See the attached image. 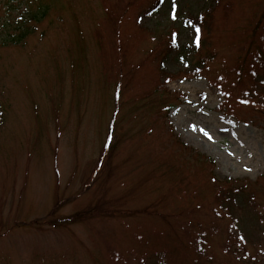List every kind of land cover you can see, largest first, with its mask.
Returning <instances> with one entry per match:
<instances>
[{
    "label": "rangeland",
    "instance_id": "1",
    "mask_svg": "<svg viewBox=\"0 0 264 264\" xmlns=\"http://www.w3.org/2000/svg\"><path fill=\"white\" fill-rule=\"evenodd\" d=\"M49 1L62 8H51L37 32L16 43L8 40L0 52V264L213 263L184 260L178 248L168 252L171 238L189 235L191 241L197 236L205 240L202 252L211 253L215 264L225 261V255L231 256V264H264V201L253 210L236 202L243 207H236L231 217L245 240L237 237V230L232 238H224L210 229L207 239L211 216L204 209L212 206L206 203L212 176L200 171L207 165L191 164L169 136H145L150 122L146 116L163 113L155 109L157 95L143 94L134 101L131 123V102L125 100L112 141L119 145L111 146L102 167L92 174L116 90L119 103L125 99L114 78L119 60H138L134 46H126L134 43L130 27L142 16L140 23L146 26L141 31L146 33L163 15L149 8H112L119 23L107 28V8L101 0ZM205 1L164 0L160 8L175 2L192 11L212 8L211 17L227 14L224 5L218 8L223 0ZM226 5L231 7L230 1ZM0 7H5L0 8L2 16L5 0ZM225 20L232 26L216 21L212 31L234 32L233 15ZM189 36L192 32L186 29L179 35L186 46ZM213 48L207 40L202 49L212 54ZM220 49L221 55L206 59L213 72L222 67L225 45ZM142 67L150 72V87L155 71ZM125 70L131 77L136 65L128 62ZM167 87L183 94L182 103L167 118L179 139L213 160L218 179H243L246 184L258 179L255 195L264 196V120L253 116L249 107L241 108L239 116L259 124L234 121L218 112L222 98L206 77L175 80ZM230 89L238 95L237 85ZM230 100L236 102L235 97ZM144 118L145 123L136 125ZM182 180L193 187L204 185L202 201L177 196ZM228 220L224 215L220 222ZM189 223L191 233L182 231ZM231 239L228 253L221 245Z\"/></svg>",
    "mask_w": 264,
    "mask_h": 264
},
{
    "label": "trees",
    "instance_id": "2",
    "mask_svg": "<svg viewBox=\"0 0 264 264\" xmlns=\"http://www.w3.org/2000/svg\"><path fill=\"white\" fill-rule=\"evenodd\" d=\"M11 1L14 0H7L5 2L7 8H25L26 12L24 14L26 17L25 15L22 16L21 24L12 26L13 30L16 32L15 35L10 34L7 29H4L6 24L3 25L0 30V35L3 34L5 37L0 41V46L4 51L6 50L4 48L9 45L8 40L15 41L14 43H16L17 40L22 41L34 31V28L36 29L44 17L49 15V13L46 14L47 12L43 10L40 14L35 11V13L31 12L28 16L30 8H33L31 6L32 3L28 4L27 0H25V6H19L18 4L11 3ZM101 1L103 7L107 8V28L119 23V18L115 14V10L112 11V8H155L153 13L163 15V18L155 21V25L147 28L146 33L143 30L141 31L146 25L138 22L131 25L130 30L134 43H127L126 46L128 48L131 47V45L134 46L138 60H119L120 71H116L114 76V78L120 82L118 86H120L121 92H123L125 98L131 102L128 110L130 114L132 104L134 101L137 102L143 94H149L145 98L153 94L158 96L157 100H154L155 109L158 110L162 108L163 113L156 116H152L153 114L146 116L150 119V122L146 124L147 130L145 136L147 133H150V135H158L168 132L163 116H166L168 110L179 102L180 95L170 92L165 84L174 78L193 76L194 71L204 72L212 82L217 81L221 83L223 86H220L219 89L226 98L230 99L231 97H235L240 103L239 106L242 107L246 105L250 108L253 107L259 110L260 116L264 119V0H223V4H220L218 8H222L224 5V10L228 8L227 14H224L222 11L221 15H212V17V8L206 10V6L199 7L196 11H192L184 7H178V5L160 8L162 6H158L159 4L157 3L159 0H144L147 4H143L140 0L137 2H134L135 0ZM215 1L216 3L218 2V0ZM229 1L231 7H227L226 5ZM39 7L42 6L39 5ZM109 11H111L110 14H108ZM229 15H233V21L236 23L234 32L227 31L223 33L212 31L214 26H218L216 21L231 27L232 24L225 20L226 16ZM180 17L186 18L185 20L188 22V26H193L196 31L199 29L198 34L201 48H198L200 49L189 46L185 53V45H180L179 47V45L176 46L174 44L176 36L185 25L182 22L181 25H177L176 21ZM24 22L26 24L25 26ZM23 26L25 27L24 29ZM236 34L238 35L235 37ZM207 40L209 43L212 41V46L214 47L212 54L202 49L207 44ZM222 44H224L226 48L222 56V67L213 72L208 63L206 64V59H214L216 56L218 57L221 55L220 48ZM174 48L176 52L171 57V62L176 67V70L171 72L166 68L165 62L167 61V54L172 49L174 50ZM1 55L2 54H0V56ZM128 62L136 65V70H134L131 77L125 70V65ZM159 64L161 67H159ZM142 65L155 71L154 79L150 87V72L148 69L143 68ZM145 82L146 85H144ZM234 85L239 87L238 95H234L233 90L230 89V87L234 88ZM118 94L120 95V92H118ZM116 95L115 93V97ZM124 102L125 100L121 103L116 100L114 111L109 120L110 123L107 130L108 139L110 135L115 133L116 122H118V116L121 114ZM144 105L148 106L149 104L145 102ZM139 109H141V106ZM131 117L132 119L128 120L129 123L134 119L132 114ZM145 119L146 118L136 120V125L138 122L142 125L145 123ZM120 128L124 129V126L122 125ZM180 150L183 151L181 147ZM189 155L192 156L191 154ZM190 163L195 164V162L191 161ZM223 247V249L228 251L227 249L229 246L226 247L225 245ZM211 255L212 254L209 252L202 254V256H206L208 259H211ZM193 259L198 258L194 257ZM224 263H226V261H221V264Z\"/></svg>",
    "mask_w": 264,
    "mask_h": 264
},
{
    "label": "snow or ice",
    "instance_id": "3",
    "mask_svg": "<svg viewBox=\"0 0 264 264\" xmlns=\"http://www.w3.org/2000/svg\"><path fill=\"white\" fill-rule=\"evenodd\" d=\"M173 18H175V17H173ZM199 31V29H197V32ZM175 35V34H174ZM201 131H203V129H201ZM204 135H206V136H208L209 137V139H211V136L205 131L204 132ZM241 239H243V238H241Z\"/></svg>",
    "mask_w": 264,
    "mask_h": 264
},
{
    "label": "bare ground",
    "instance_id": "4",
    "mask_svg": "<svg viewBox=\"0 0 264 264\" xmlns=\"http://www.w3.org/2000/svg\"><path fill=\"white\" fill-rule=\"evenodd\" d=\"M242 169H244V170H245V169H248V168H242Z\"/></svg>",
    "mask_w": 264,
    "mask_h": 264
}]
</instances>
